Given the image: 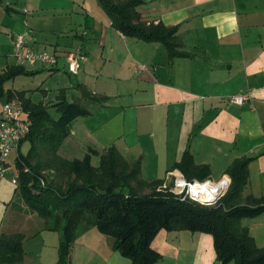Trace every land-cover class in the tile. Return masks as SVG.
Masks as SVG:
<instances>
[{
  "label": "crops",
  "instance_id": "1",
  "mask_svg": "<svg viewBox=\"0 0 264 264\" xmlns=\"http://www.w3.org/2000/svg\"><path fill=\"white\" fill-rule=\"evenodd\" d=\"M85 1L0 0V16H19L14 22L23 18L20 30L28 31L26 41L33 49L48 47L63 54L90 33L97 37L102 58L107 55V65L115 53H125L111 77L117 85L94 87L85 82L97 65L93 60L81 64L75 76L83 84L78 85L106 101L100 107L88 103L89 116L73 121L59 156L72 161L90 154L91 164L97 166L113 146L129 165L140 163L139 179L145 183L165 180L169 173L181 175L174 167L186 152L195 166L208 168V180L229 179L226 170L234 161L251 159L242 199L264 202V0H142L137 11L143 21L177 27L184 56L171 61L160 44L122 37L104 13H89ZM89 20L96 22L92 30ZM63 34V39L72 36L70 46L55 39ZM81 47L85 56L89 50L84 43ZM58 72L59 66L49 74ZM63 73L71 75L65 69ZM239 95L247 100L241 105L229 102ZM10 158L14 165L15 155ZM11 165L9 160L8 170ZM16 176L13 171L0 180V234L13 228L23 235V264H56L59 235L45 231L35 214L19 212L17 217L12 212L18 209L17 186L12 184ZM140 193L147 195L150 189L142 187ZM9 216L13 227L6 225ZM238 226L264 248V213L242 219ZM112 246L113 239L99 233V255L72 247L70 264H96V257L98 264H129ZM150 247L159 256L156 264H218L208 234L160 230Z\"/></svg>",
  "mask_w": 264,
  "mask_h": 264
},
{
  "label": "trees",
  "instance_id": "2",
  "mask_svg": "<svg viewBox=\"0 0 264 264\" xmlns=\"http://www.w3.org/2000/svg\"><path fill=\"white\" fill-rule=\"evenodd\" d=\"M96 1L111 27L124 38L160 44L170 61L184 56L176 39L177 27L142 20L137 11L142 0ZM38 72L6 67L0 73V102L14 100L25 114L29 132L14 160L15 195L26 213L44 220L45 231L59 234L56 264H70L71 249L83 223V231L96 227L100 234L112 238L113 250L129 264H156L159 256L150 245L160 230L210 235L218 264H264V248H258L248 230L238 226L242 219L264 213L263 201L242 199L251 159L236 160L226 170L229 187L211 207L182 202L169 191L159 190L164 180L143 182L139 179L140 163L129 165L113 146L100 156L97 166L91 164L90 154L81 160L63 159L58 150L70 135L73 121L89 116L81 101L103 105L106 99L77 85V101L69 102L61 93L56 102L45 105L26 97V91L3 88L18 76ZM24 143H29L26 155L20 153ZM174 169L188 181L208 180V168L195 166L188 152ZM135 186L139 191L147 187L150 193L138 195ZM23 240L20 233L0 234V264H23Z\"/></svg>",
  "mask_w": 264,
  "mask_h": 264
},
{
  "label": "rangeland",
  "instance_id": "3",
  "mask_svg": "<svg viewBox=\"0 0 264 264\" xmlns=\"http://www.w3.org/2000/svg\"><path fill=\"white\" fill-rule=\"evenodd\" d=\"M85 6L84 8L87 10H90V12H94L96 13V10L101 11L102 13H104L105 17L108 16L105 14V12L98 6L97 1L96 0H86L85 1ZM48 4V3H43ZM52 6V5H50ZM16 8L20 9V5L18 4L16 6ZM99 8L101 10H99ZM90 15V14H89ZM19 16H12V19H18ZM0 18L2 19L0 22V26H5V30L0 29V72L1 70L5 69L7 66H16L17 62L15 60V58L13 57L14 54V48H13V39L10 37V32L13 33L14 37L21 35L25 38V40L28 38L27 34L28 31H21L20 29L22 28V26H25V21L23 20V18H20L19 22H14L12 19H10L9 17H4L2 14L0 16ZM90 19V16L89 18ZM22 21V24H21ZM92 22V25L90 28V30H92L94 28L95 25V21L89 20ZM13 24H12V23ZM14 25V26H13ZM8 28V29H7ZM15 30V31H13ZM27 32V33H26ZM63 35H57L55 37V39H57L58 37L61 38V40L64 41V43L61 44H65L70 46L69 40L73 39L72 36H69L68 39L65 38L63 39L62 36ZM13 37V38H14ZM123 37V36H122ZM27 42V41H26ZM84 43L85 48H87L89 51L87 52V54H85L84 58L85 60H90L93 62L94 66H96L95 68L91 69L89 71V73L87 74V78H90V80H85V82H90L91 85H93L94 87H96L94 84H97L100 86L102 85H107L108 87L111 85H117L115 83L114 80L111 79V77L113 76V74L116 71L117 66L123 61V58L125 56V53L122 51H119V53H115V55H113V58L110 60V64L107 65V63L104 62V57L102 58V51L97 48L98 42H97V37H93L90 35V33L84 37L83 41H76L77 44L76 46H78L77 48H72L70 50V48H67V50L69 51H74L77 49H80V51L82 52L83 49H81V44ZM73 44V47H74ZM65 45H61V46H65ZM34 50L36 51H43V52H47L49 54H55L52 51L49 50V48H44V49H38V48H34ZM60 50H65V47L61 48ZM83 53V52H82ZM58 54V53H57ZM60 56L59 58V63L58 66L60 68V72L58 73H52L49 74V67L48 66H43L41 64H37L36 68L34 69L35 71H40L38 73H35L33 76H18L16 77L14 80H11L7 83H5L4 88H7L9 90H23L27 92V96L29 98H31V100L35 103H39L42 102L45 105H51L54 102H56L57 97L61 94L64 93L65 98L67 101L72 102V101H77L78 98H80V91L78 89L75 88L76 85L83 84L79 77L75 76L74 74L68 75L64 72V63L61 59V54H58ZM96 61V64H95ZM81 66V64H80ZM27 68V67H24ZM29 71V70H27ZM30 72V71H29ZM82 86V85H81ZM85 87V86H83ZM86 88V87H85ZM87 89V88H86ZM102 95H99V97L101 98ZM89 102L84 103V101H81V104L84 106V108L89 112L90 114V105H96L93 103H90V105L88 104ZM100 107V105H99ZM105 110H109V109H105ZM88 117V116H86ZM86 117H79L82 118L79 121H84V118ZM73 125V124H72ZM29 149V143H24L21 145L20 147V153L22 155H26ZM13 159V158H12ZM94 162V161H93ZM96 162V161H95ZM10 163L11 165V169L8 170V168L5 171V176L9 177L13 171H16L15 165H13V162L10 158ZM8 170V171H7ZM213 182H217L219 179H209ZM134 192L138 195H141L139 188L137 186L134 187ZM17 207L18 209L12 211L13 213L16 214V216L18 217V213L22 212L25 213V206L23 205V203L17 199ZM19 205V206H18ZM22 207V208H20ZM10 216L9 218L6 220V225L9 224L10 225ZM39 220L40 226H42L44 224L43 220L37 218ZM16 220V219H15ZM13 221L16 222V221ZM17 224V222L15 223ZM8 225V226H9ZM11 227H13V224L10 225ZM85 224L83 223L81 225L80 230L78 231V236L75 239L73 246L76 251H80V249L82 248H86L88 250L91 251H96V253L99 255V230L96 227H89L87 230L83 231V228ZM15 232V230L13 228L10 229V231L5 232V233H13ZM57 233V232H56ZM57 235H59L57 233ZM75 254V252H74ZM97 260H95V263L98 264L99 263V258H95Z\"/></svg>",
  "mask_w": 264,
  "mask_h": 264
},
{
  "label": "built area",
  "instance_id": "4",
  "mask_svg": "<svg viewBox=\"0 0 264 264\" xmlns=\"http://www.w3.org/2000/svg\"><path fill=\"white\" fill-rule=\"evenodd\" d=\"M13 48L17 65L20 67H34L37 64L48 66L50 69H57L58 54H49L43 51H36L30 47L25 38L21 35L13 38ZM65 70L69 74L76 75L79 72L80 64L85 60L80 49L68 51L61 54ZM247 98L234 96L229 99L230 103L241 105ZM29 132L28 123L25 121V114L21 105L12 100L0 103V180L4 177L9 167V160L12 155L17 157L19 145L26 138ZM26 171V170H25ZM12 184L17 186V178L12 179ZM224 184L225 190L213 198L211 186ZM229 179H221L217 182L211 180L197 181L186 180L182 175L169 173L159 190L169 191L178 197L182 202H193L202 206H214L226 193L229 187Z\"/></svg>",
  "mask_w": 264,
  "mask_h": 264
},
{
  "label": "bare ground",
  "instance_id": "5",
  "mask_svg": "<svg viewBox=\"0 0 264 264\" xmlns=\"http://www.w3.org/2000/svg\"><path fill=\"white\" fill-rule=\"evenodd\" d=\"M211 188L213 189V193H212V196L213 198H215L217 195H219L220 193H223L224 192V184H221V185H218V186H211Z\"/></svg>",
  "mask_w": 264,
  "mask_h": 264
}]
</instances>
